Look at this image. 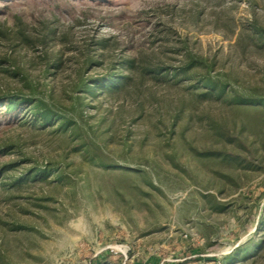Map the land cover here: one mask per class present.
Returning a JSON list of instances; mask_svg holds the SVG:
<instances>
[{"label":"rangeland","instance_id":"374dc122","mask_svg":"<svg viewBox=\"0 0 264 264\" xmlns=\"http://www.w3.org/2000/svg\"><path fill=\"white\" fill-rule=\"evenodd\" d=\"M254 25L264 0H0V96L73 122L38 129L0 105V264H264ZM128 59L170 73L192 59L195 76L145 78ZM110 75L130 79L86 92Z\"/></svg>","mask_w":264,"mask_h":264},{"label":"trees","instance_id":"16d2710c","mask_svg":"<svg viewBox=\"0 0 264 264\" xmlns=\"http://www.w3.org/2000/svg\"><path fill=\"white\" fill-rule=\"evenodd\" d=\"M252 31L256 35L257 38L264 40V30L259 28L258 26H253ZM168 34L164 38V40H169ZM108 40L101 39L98 44L99 46L105 47V44ZM97 44V45H98ZM186 45L184 43H176L174 44V52L177 54L184 53L186 57L187 55L185 52ZM191 58V57H189ZM193 60L190 59L188 65L182 66L179 70L170 73L167 70H164L159 65H152L149 63H143L141 67L137 68L136 60L135 59H128L124 61L123 66L125 67L126 71L129 72L139 71L142 77L149 76L150 78H157L158 75H162L163 78H175L179 77H194L195 75L191 73ZM130 77L128 76H107L101 79L94 80L90 85H84L86 88V92L94 93V91L98 88L107 89L110 92H115L119 90L122 86L126 85V81L129 80ZM201 87L205 89L208 95L220 97L224 94V89L219 88L213 81L210 79H201L200 80ZM239 103L247 106H254L258 105L261 102L254 97H240ZM0 105L4 106V110L8 114H15L17 111L24 109L26 114V119L28 118V122L32 126L38 129H46L48 127H54L58 125L59 130L66 131L68 130L73 122L65 116H62L56 113L48 104L44 103L41 100L30 98L22 95H7V96H0ZM2 171H0L1 173ZM37 172V171H36ZM51 171H47L46 169H40L36 173V176H44L49 174ZM52 173V172H51ZM54 173V172H53ZM58 174V173H55Z\"/></svg>","mask_w":264,"mask_h":264}]
</instances>
